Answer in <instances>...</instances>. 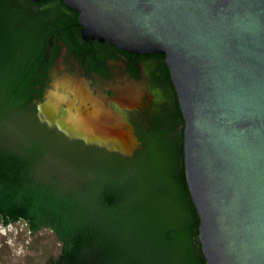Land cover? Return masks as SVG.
I'll use <instances>...</instances> for the list:
<instances>
[{
  "label": "water",
  "instance_id": "water-1",
  "mask_svg": "<svg viewBox=\"0 0 264 264\" xmlns=\"http://www.w3.org/2000/svg\"><path fill=\"white\" fill-rule=\"evenodd\" d=\"M62 3L83 38L164 55L205 264H264V0Z\"/></svg>",
  "mask_w": 264,
  "mask_h": 264
},
{
  "label": "trees",
  "instance_id": "trees-1",
  "mask_svg": "<svg viewBox=\"0 0 264 264\" xmlns=\"http://www.w3.org/2000/svg\"><path fill=\"white\" fill-rule=\"evenodd\" d=\"M45 1L0 0V221L53 231L60 251L49 264H205L182 138L178 146L145 142L129 156L85 150L72 140L71 158H100L103 176L92 179L82 169L45 167L47 140L56 132L38 124L31 102L49 26L32 8ZM41 169L66 183L40 175ZM125 202L131 205L124 214ZM121 213L126 223L136 221L130 235L116 225Z\"/></svg>",
  "mask_w": 264,
  "mask_h": 264
},
{
  "label": "flooded vegetation",
  "instance_id": "flooded-vegetation-1",
  "mask_svg": "<svg viewBox=\"0 0 264 264\" xmlns=\"http://www.w3.org/2000/svg\"><path fill=\"white\" fill-rule=\"evenodd\" d=\"M32 12L49 26L31 102L38 111L49 91L57 97L55 132L111 155L129 156L148 141L178 146L183 121L163 54L83 38L78 12L62 0H46Z\"/></svg>",
  "mask_w": 264,
  "mask_h": 264
},
{
  "label": "rangeland",
  "instance_id": "rangeland-1",
  "mask_svg": "<svg viewBox=\"0 0 264 264\" xmlns=\"http://www.w3.org/2000/svg\"><path fill=\"white\" fill-rule=\"evenodd\" d=\"M52 91L48 92V98L42 103L40 110L34 111V116L38 124L44 125L47 129L53 130L54 106L56 105L57 97L53 96ZM19 126V125H18ZM23 125L18 128L22 135ZM64 132L66 129H62ZM64 135L57 132L55 135H50L47 140L46 164L45 167L53 169L59 168L65 171H72L82 169L81 175L85 178L92 179L94 177L103 176L99 171L102 167L98 161V156L91 154L75 155V157L68 156L73 153L68 150L67 146L71 145L72 139H69L70 132L66 131ZM19 136V135H18ZM40 175L51 176L49 171L40 170ZM59 172V171H56ZM56 174V173H55ZM56 183L65 184L66 180L59 173L52 175ZM131 203L125 202L124 211L129 209ZM121 213L117 215L116 225L120 231H124L127 235L132 232V225L135 220L124 221L125 215ZM122 220V221H121ZM122 223V224H120ZM60 251V242L57 240L53 231L48 228H40L35 232L28 229L27 224L23 220H18L8 224H2L0 221V264H49Z\"/></svg>",
  "mask_w": 264,
  "mask_h": 264
},
{
  "label": "bare ground",
  "instance_id": "bare-ground-1",
  "mask_svg": "<svg viewBox=\"0 0 264 264\" xmlns=\"http://www.w3.org/2000/svg\"><path fill=\"white\" fill-rule=\"evenodd\" d=\"M78 126V125H77Z\"/></svg>",
  "mask_w": 264,
  "mask_h": 264
}]
</instances>
